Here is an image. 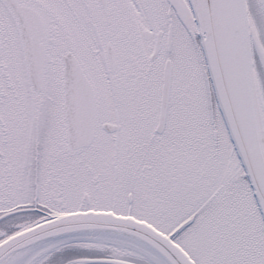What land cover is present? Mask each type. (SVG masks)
I'll return each instance as SVG.
<instances>
[{
  "label": "snow or ice",
  "instance_id": "1",
  "mask_svg": "<svg viewBox=\"0 0 264 264\" xmlns=\"http://www.w3.org/2000/svg\"><path fill=\"white\" fill-rule=\"evenodd\" d=\"M0 264H264V0H0Z\"/></svg>",
  "mask_w": 264,
  "mask_h": 264
}]
</instances>
